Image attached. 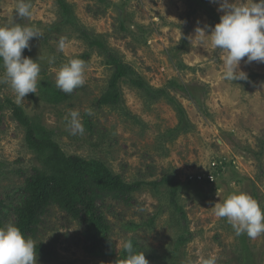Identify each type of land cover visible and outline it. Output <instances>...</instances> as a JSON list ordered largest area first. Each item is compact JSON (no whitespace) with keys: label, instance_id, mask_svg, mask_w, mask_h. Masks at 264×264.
Listing matches in <instances>:
<instances>
[{"label":"rangeland","instance_id":"1","mask_svg":"<svg viewBox=\"0 0 264 264\" xmlns=\"http://www.w3.org/2000/svg\"><path fill=\"white\" fill-rule=\"evenodd\" d=\"M66 1L74 12L68 23L57 0H30L29 18L16 16L19 0H0V27L35 26L43 34L22 53L41 67L36 93L17 103L10 86L0 83V104L7 107L6 102L13 101L52 131L67 155L100 160L129 183L150 184L166 175L175 178L182 184L178 204L187 222L170 204L164 187L144 185L130 202L108 200L104 205L117 256L93 257L83 250L79 225L51 207L33 239L36 248L41 245L46 251L37 253V264H116L123 243L131 238L145 256L154 257L149 264H203L210 256L217 264H264V234L236 236L227 219L217 218L211 208L244 192L264 210V63L245 64V57L241 69L248 79L225 80L223 54L212 47L210 37L202 40L196 35L198 27L210 34L216 25L210 14L218 18L224 14L219 10L223 0ZM79 28L107 50L91 48ZM107 52L130 66L156 95L164 91L162 98L152 101L124 79L119 84L120 105L98 107L113 73L105 65ZM86 54L90 58L84 85L63 93L55 86L58 70ZM4 71L3 67L0 78ZM58 94L64 100L55 103ZM89 109L92 115L87 114ZM69 110L79 111L83 135L70 134ZM1 117L0 201L7 205L6 226L15 225L13 209L38 165L12 111L4 110ZM218 162L222 171L215 183L187 180L193 174L209 177ZM185 227L190 240L177 249L179 236L188 237Z\"/></svg>","mask_w":264,"mask_h":264},{"label":"trees","instance_id":"2","mask_svg":"<svg viewBox=\"0 0 264 264\" xmlns=\"http://www.w3.org/2000/svg\"><path fill=\"white\" fill-rule=\"evenodd\" d=\"M103 1V0H100ZM59 11L68 21L73 18L74 12L66 0H57ZM215 24L220 18L215 14H210ZM81 37L90 43L91 48L105 49L98 40H91V35L87 30L79 28ZM107 61L105 65L112 70V75L108 83V88L99 99L98 107H115L120 105L121 93L119 84L127 79L131 86L143 90L145 95L152 101L162 98L164 91L156 92L148 89L141 79L136 78V72L123 63L111 52L106 53ZM88 61L89 54L78 57ZM3 69V61L0 60V71ZM55 103L64 100L61 95H56ZM7 107L0 104V121L4 110L12 111L13 119L25 130V143L29 151L35 156L38 167L34 174L29 177L22 190V197L18 205L13 209L16 215L15 225L25 238L36 239L40 233L43 218L48 209L57 207L66 213L71 220L76 222L82 230L84 238L83 250L93 257H115L117 251L115 244L111 240V227L104 214L103 207L108 200L115 202H130L134 194L141 190L144 185L153 188L164 187L168 192L170 204L179 212L182 220L187 222V214L183 207L178 204L179 193L182 191V184L171 176H164L159 181L146 184L143 181L133 183L127 182L121 175L115 174L104 162L96 159L87 160L80 156L67 155L60 145L53 140V132L44 127L36 120L29 118L22 107L11 100H8ZM181 115L183 110H180ZM183 122L186 117L182 118ZM186 126V125H185ZM90 128L89 124H86ZM218 168V174L221 172ZM202 184V183H193ZM7 205L0 201V227H4L7 222ZM155 217L151 219L149 225H153ZM133 228H138L135 224H130ZM188 237L179 236L175 248L180 247L190 240L188 227L184 228ZM129 240V239H128ZM136 252L137 243L134 238L130 239ZM40 255L46 254L43 246L36 248ZM127 253L121 251L116 264H123ZM148 261L154 257L145 256Z\"/></svg>","mask_w":264,"mask_h":264},{"label":"clouds","instance_id":"3","mask_svg":"<svg viewBox=\"0 0 264 264\" xmlns=\"http://www.w3.org/2000/svg\"><path fill=\"white\" fill-rule=\"evenodd\" d=\"M220 11L224 14L219 23L206 34L205 29L197 28L196 35L203 40L210 37L214 49L222 55L223 78L228 81H244L248 74L241 69V61L245 64L253 61L264 63V0H242L240 3L223 0ZM31 3L19 0L16 16L31 17ZM42 32L35 26L15 24L11 27H0V60L3 61L4 74L0 83L10 86L16 96L17 103L24 101L29 94L37 91L41 67L37 60L23 56L25 49L30 50L32 39L42 38ZM64 48L63 40L59 49ZM51 62V61H50ZM86 62L73 58L62 65L57 72L55 86L63 93L70 94L75 88L83 86L86 75ZM88 115H92L91 109ZM67 119L71 135H83L84 126L78 110H69ZM217 218H226L236 236L247 234L255 238L264 234V210L249 194L240 192L227 197L223 203H215L211 207ZM36 242L25 238L21 230L12 224L0 227V264H37ZM127 253L123 264H149L145 253L136 252L132 241L123 243ZM203 264H217L216 257L210 256Z\"/></svg>","mask_w":264,"mask_h":264},{"label":"built area","instance_id":"4","mask_svg":"<svg viewBox=\"0 0 264 264\" xmlns=\"http://www.w3.org/2000/svg\"><path fill=\"white\" fill-rule=\"evenodd\" d=\"M222 167V163H214L210 169L209 177L208 175H202V174H193L188 176L189 178L187 179L188 181L191 182H196V183H207V184H213L215 183V176L217 177L218 175V168ZM213 170V171H211Z\"/></svg>","mask_w":264,"mask_h":264}]
</instances>
